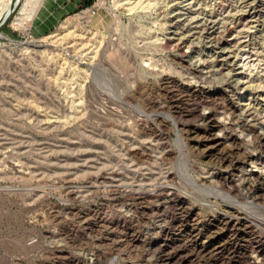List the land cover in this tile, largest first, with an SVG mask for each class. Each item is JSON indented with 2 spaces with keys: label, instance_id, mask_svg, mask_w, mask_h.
Masks as SVG:
<instances>
[{
  "label": "rangeland",
  "instance_id": "obj_1",
  "mask_svg": "<svg viewBox=\"0 0 264 264\" xmlns=\"http://www.w3.org/2000/svg\"><path fill=\"white\" fill-rule=\"evenodd\" d=\"M46 1L0 37V264H264V0Z\"/></svg>",
  "mask_w": 264,
  "mask_h": 264
},
{
  "label": "crops",
  "instance_id": "obj_2",
  "mask_svg": "<svg viewBox=\"0 0 264 264\" xmlns=\"http://www.w3.org/2000/svg\"><path fill=\"white\" fill-rule=\"evenodd\" d=\"M46 2L47 7L52 10L49 18L53 23L76 11L88 9L94 3L93 0H47Z\"/></svg>",
  "mask_w": 264,
  "mask_h": 264
},
{
  "label": "bare ground",
  "instance_id": "obj_3",
  "mask_svg": "<svg viewBox=\"0 0 264 264\" xmlns=\"http://www.w3.org/2000/svg\"><path fill=\"white\" fill-rule=\"evenodd\" d=\"M21 2V0H9L4 13L1 15L0 18V37L4 36V33L2 32V25L4 21L8 22V20L11 18L13 15L14 11L16 10L18 4Z\"/></svg>",
  "mask_w": 264,
  "mask_h": 264
},
{
  "label": "built area",
  "instance_id": "obj_4",
  "mask_svg": "<svg viewBox=\"0 0 264 264\" xmlns=\"http://www.w3.org/2000/svg\"><path fill=\"white\" fill-rule=\"evenodd\" d=\"M90 12H91L92 15H95L96 14L95 9H93V8H92V10H90Z\"/></svg>",
  "mask_w": 264,
  "mask_h": 264
},
{
  "label": "water",
  "instance_id": "obj_5",
  "mask_svg": "<svg viewBox=\"0 0 264 264\" xmlns=\"http://www.w3.org/2000/svg\"><path fill=\"white\" fill-rule=\"evenodd\" d=\"M6 23H7V22L4 21V23H3V25H2V27H3V28H2V32H3V30H4V27H5Z\"/></svg>",
  "mask_w": 264,
  "mask_h": 264
}]
</instances>
